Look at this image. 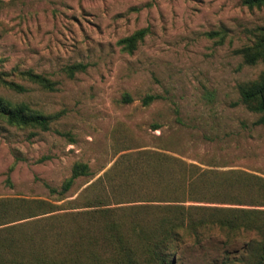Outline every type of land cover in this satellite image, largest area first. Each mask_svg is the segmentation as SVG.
Returning a JSON list of instances; mask_svg holds the SVG:
<instances>
[{
	"label": "rangeland",
	"instance_id": "rangeland-1",
	"mask_svg": "<svg viewBox=\"0 0 264 264\" xmlns=\"http://www.w3.org/2000/svg\"><path fill=\"white\" fill-rule=\"evenodd\" d=\"M263 24L264 7L250 9L242 0H0V76L25 87L19 92L0 82V96L45 114L62 113L47 130L0 120V200H27L5 217L19 219L10 224H19L16 237L68 234L84 221L71 213L87 209L78 206L85 198L135 205L155 200L160 187L170 191L181 168L175 158L216 171L195 184L196 197L204 200L183 203L202 208L196 217L210 219L216 214L211 208L264 211L252 204L254 188L246 189L243 179L223 190L236 173L264 177V124L255 123L258 114L238 92L264 64L245 65L234 53ZM143 29L132 51L120 42ZM76 62L86 69L68 77L63 67ZM28 69L56 81V89L17 75ZM147 95L159 97L144 104ZM153 152L165 156L148 157ZM77 163L89 174L60 196ZM215 190L242 202L205 200ZM76 198L79 203L70 204ZM21 213L34 216L21 219ZM162 215L153 209L135 216L158 221ZM252 218L264 224V213ZM259 235L242 229L229 240L214 227L200 243L185 238L172 264H251Z\"/></svg>",
	"mask_w": 264,
	"mask_h": 264
},
{
	"label": "trees",
	"instance_id": "trees-1",
	"mask_svg": "<svg viewBox=\"0 0 264 264\" xmlns=\"http://www.w3.org/2000/svg\"><path fill=\"white\" fill-rule=\"evenodd\" d=\"M242 4L250 9L263 8L264 0H242ZM144 34V29L139 30L120 42L125 44L127 50L132 51L136 41L141 40ZM209 34L219 35V31H212ZM249 34L248 40L234 49V53L241 57L245 65L264 64V24L257 25L251 29ZM85 69L86 64L76 62L64 66L62 71L68 77H73L77 72ZM17 75L46 90L56 89V81L51 80L45 74L28 69L17 71ZM0 82L15 91L25 90L23 85L1 76ZM238 92L245 107L258 114L255 123L264 124V69L256 79L240 83ZM157 97L159 96L147 95L143 98V103L147 104ZM125 98L130 100L129 95H126ZM60 114L62 113L45 114L32 109L24 101L12 102L0 96V120L9 125L47 130L51 121L57 119ZM152 127L158 129L159 124L153 123ZM141 153L146 154L147 152L142 151ZM155 156L161 161L165 155L162 156L157 152L148 155V157ZM173 160L178 162L175 166L180 164L181 168L176 170L175 176L173 175L172 185H168L170 191H164V187H160L162 191L157 194V199L144 198L139 200L141 203L137 205L133 204L135 200L106 203L100 196L90 200L85 198L84 203L78 206L87 209L71 213L82 214L84 221L69 230L68 234L64 229L53 231L51 235L46 233L39 236L16 237L14 227L19 224H10L19 219L9 220L5 217L9 212L19 210L20 205L27 200H0V226L7 224L0 227V264H172V256L185 238L191 237L195 243H200L202 236L214 227L221 230L229 240L233 239L242 229L258 231L260 235L252 245L255 249L250 251V262H252L251 264H264V224H254L252 218L264 211H260V209L211 208L210 211H213L211 213L216 214L210 216V219L203 215L196 217L195 215L202 208L183 203L188 200L197 199L200 202L204 200V197L201 199L199 196L196 197L195 184L204 180L209 172L216 174V171L200 169L198 165L187 164L177 158ZM229 172L232 173V171ZM87 174H89V170L86 164H75L71 176L62 183L61 189L58 191L60 196L71 188L78 176ZM228 178H230V182L223 190L229 188L232 190L235 178L243 179V182H246L243 184L246 189L249 186L254 188L256 199L254 198L255 201L252 204L264 206V177L244 172L243 175L236 173L233 177ZM48 187L51 193L57 191L54 187ZM211 194L213 197L205 200H216V197H219L218 201L236 202L238 200L235 199V196L223 193V191L215 190ZM240 200L237 202H242ZM78 201L76 198L70 201V204L79 203ZM32 202H35L39 207H45L48 204L43 201ZM121 204L126 205L119 206ZM76 207L72 205L71 208ZM153 209L164 214L158 221H149L135 216L147 214ZM48 210H55L54 205H50ZM120 210L128 211L127 216L124 218L116 216L115 213ZM21 215H26L20 217L21 219L34 216L25 213H21ZM129 225H131L130 228H128ZM224 264H229V262L226 261Z\"/></svg>",
	"mask_w": 264,
	"mask_h": 264
}]
</instances>
